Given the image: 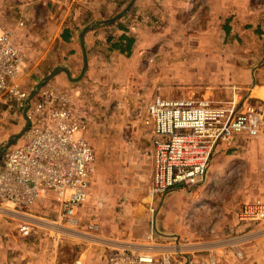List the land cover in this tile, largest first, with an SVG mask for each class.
I'll return each mask as SVG.
<instances>
[{
	"label": "crops",
	"instance_id": "crops-1",
	"mask_svg": "<svg viewBox=\"0 0 264 264\" xmlns=\"http://www.w3.org/2000/svg\"><path fill=\"white\" fill-rule=\"evenodd\" d=\"M131 1L0 0V19L11 29L24 51L20 76L23 74L27 81H23V86H33L51 73L48 87L61 92H66L68 84L85 86L89 85V79L99 80L102 87H113L118 94L115 108L119 110L125 107L120 93L131 94L133 71L140 78L139 67L131 62L144 61L147 57V47L141 49L142 44L155 46L154 51L162 47L159 59L164 62L184 58L172 54L167 46H195L194 55L186 53L185 59L198 61L199 50H203L199 46L206 44V58L211 63L208 76L214 77L216 66L213 64L219 57L228 64L224 63L219 73L225 79L227 99L224 103L246 96L247 102L264 107V0H134L120 19L104 22L110 19L108 16L124 11ZM187 22L191 24L189 28L203 29L206 37L196 34L195 38L184 40L160 32L157 38L158 30H182ZM87 26L90 29L83 38L81 33ZM149 31V40L144 37L141 42L140 35ZM131 37L134 38L132 48L127 49L126 38ZM84 49L88 56L87 69L80 80L72 81L64 68L72 77H78L84 65ZM220 68L218 66L219 72ZM139 125L140 121L131 118V180L121 178L115 182L117 184L105 185L104 168L96 165L89 197L79 210V227L67 233L34 228L29 234H23L20 223L16 222L17 228L4 233L6 236L0 233V264H111L110 257L117 247L130 245L149 249L146 236L151 230H154L160 253L176 250L178 239L180 245L186 246L184 250H194L199 258L201 255L207 261L214 257L217 264H264L263 243L260 240L245 243L246 233L234 235L232 239L224 232H209L204 236L194 230L190 232L183 222L185 206L192 203H182L176 198L175 204L167 198L171 192L189 191L181 186L156 199V203L163 206L160 212L158 206L153 224L149 195L154 171L153 157L149 154L153 134L146 154L135 144L140 129L146 131ZM252 149L261 168L259 189L264 192V128L257 137H238L234 147L222 152L247 157ZM96 154L100 155L99 149ZM225 168L224 174L241 170L236 165ZM256 196V192L249 193V200L257 199ZM53 206L57 208L56 203ZM167 213L172 216L165 217ZM238 251L242 252L241 257L236 255Z\"/></svg>",
	"mask_w": 264,
	"mask_h": 264
},
{
	"label": "built area",
	"instance_id": "built-area-1",
	"mask_svg": "<svg viewBox=\"0 0 264 264\" xmlns=\"http://www.w3.org/2000/svg\"><path fill=\"white\" fill-rule=\"evenodd\" d=\"M23 61L22 46L0 19V103L26 106L29 92L19 83ZM61 94L52 87L42 89L35 110L29 111L31 124L19 139L22 141L6 148L0 161V217L20 223L23 234L44 227V220L27 209L47 196L57 205L53 230L70 231L71 226L78 225L79 210L89 197L97 170L95 149L84 135L83 117L62 110L69 99ZM247 101L246 96L227 103L207 96L152 97L147 115L153 133L149 151L154 163L149 190L153 224L157 198L178 186L190 190L200 185L216 153L234 147L238 137L254 138L263 131L264 107ZM6 143L0 145V151ZM237 220L236 235L246 233L245 243L260 240L264 247V202L244 203ZM146 241L150 243L146 250L130 245L115 248L110 263L217 264L214 257L207 261L194 250H184L186 246L178 239L176 250L160 253L154 230ZM236 255L241 257L242 252Z\"/></svg>",
	"mask_w": 264,
	"mask_h": 264
},
{
	"label": "rangeland",
	"instance_id": "rangeland-1",
	"mask_svg": "<svg viewBox=\"0 0 264 264\" xmlns=\"http://www.w3.org/2000/svg\"><path fill=\"white\" fill-rule=\"evenodd\" d=\"M114 16L116 14L110 15L108 18L111 19ZM183 25L182 30H158L156 32L157 38H159L160 32L168 33L173 38L182 37L184 40L195 38L196 34L206 37V32L203 29L196 30L189 28L191 24L189 23L188 25V22ZM150 36V31L145 32L142 36L140 35V39L145 37V40H149ZM140 47L141 49L147 47V54L145 53L147 57L144 58V61L131 62L133 66L139 67L137 71L140 74V78L139 76H135V72L132 69L131 94L127 92L124 94L120 93V99L125 104V107L119 110L116 109L115 105H117L119 99L118 94L115 93L113 87L112 89L111 87L104 88L99 84V80L95 79H89V85L85 86H82V84L76 86L68 84L66 92H61L62 96L71 100L70 104L67 101L66 107L62 106V110L65 108V110L72 112L77 118L83 117L85 137L93 145L96 153L97 149L100 150V155L96 154V165L103 166L104 168L105 185L119 182L121 178L131 180V118L135 117V120L140 121V128H143V126L146 128V131L140 129L139 134H136L137 136L139 135V140H136L135 144L139 150H143L148 154L153 133L152 126L148 122L147 107L148 102L153 96L163 94L166 96H207L217 101L227 99L226 90L224 91L225 79L219 76V73L223 71L225 61L219 57L213 64L216 66L214 77L212 75L208 76V64L211 63L206 58L208 48L206 44L199 46L203 50H199V58H201L198 61L185 59L186 53L194 55L193 53L195 52L192 51L196 50L197 47L195 46L165 47L172 54L183 55L184 57L183 61L169 60L166 62L159 59V52L162 50V47L158 46L157 51H154L155 46H144L142 44ZM176 50L177 52H175ZM237 50L236 52H238ZM225 65L227 66L228 64L225 63ZM218 66L221 67L220 72L218 71ZM212 67L210 65V68ZM46 76L41 77L33 86L30 84L27 87L25 84L23 86V81L25 82L26 79L21 74L19 83L30 95V92L35 88L37 83L42 81ZM51 80L50 78L46 81L43 87L37 91L32 100L34 103H31L27 112L28 117L29 111L36 108V98L39 97L42 89L47 87ZM137 93L138 95H136ZM132 103L133 108H131ZM24 109L25 107L18 108L13 104L5 105L0 103V145L2 143L5 144L8 139L18 134L28 125L24 116ZM21 141L22 139L19 140V143ZM16 145H18V142L11 145V147ZM234 154L237 153L228 154L222 151L216 153L208 176L203 183L189 191L183 190V192L176 194H172L171 192L167 196L175 204L176 198H180L182 203H192L193 207L185 206L184 213L186 214L184 215L183 222L190 232L194 230L200 235L203 234V236L209 232H224L226 234L229 233L230 236L236 235L237 213L242 205L258 200L264 202L262 198L263 191L259 189V183L261 182L259 178H261V175L258 172H261V168L258 166L259 161L256 158L255 150L252 149L249 153L250 155L247 157H244V155L234 157ZM231 165H236L241 170L234 174H224L225 167L228 168ZM130 184L131 182L128 183V185ZM254 192L258 195L256 196L257 199L249 200V193ZM53 204L55 205L53 198L47 196L39 199L36 204L27 209L33 216L44 220V227L38 229L50 230L47 228L51 227V230H53V221H56L58 216L57 208ZM162 206L163 204L160 205L159 212ZM171 213L173 214V212ZM171 213H167L165 217L170 218L172 216ZM16 222L9 218L0 217V233L5 235L4 233H8L10 229H15ZM80 223L79 216L78 225L71 226L70 231L61 230V232H73L79 227ZM8 237H10V234Z\"/></svg>",
	"mask_w": 264,
	"mask_h": 264
},
{
	"label": "water",
	"instance_id": "water-1",
	"mask_svg": "<svg viewBox=\"0 0 264 264\" xmlns=\"http://www.w3.org/2000/svg\"><path fill=\"white\" fill-rule=\"evenodd\" d=\"M133 2L134 0H132L129 5L126 7V9L120 13H118L116 16L112 17L111 19H108V20H104L105 23H109V22H114L118 19H120L130 8L131 6L133 5ZM90 29V26H87L81 33V36L84 38L85 34L87 33V31ZM83 47L85 46L84 43L82 44ZM83 55H84V65H83V68H82V71L80 73V75L78 77H72L71 76V73L70 71L67 69V68H64V70L67 72V74L69 75V78L72 80V81H78L82 78V76L84 75L86 69H87V66H88V56H87V51L86 49H84L83 51ZM53 73L47 75L42 81H40L39 83H37V85L35 86L34 89H32V91L30 92V95L27 99V104L25 106V109H24V116L28 122V125H26V127L20 131L18 134L14 135L13 137H11L10 139H8L6 145L4 146V148L0 151V161L2 159V155H3V152L6 148H8L10 145L14 144L15 141L19 140L23 135L24 133L28 130L29 128V125H30V119L28 117V110H29V107L31 105V102L33 100V98L35 97L37 91L39 89H41V87H43L44 83L46 81H48L51 76H52Z\"/></svg>",
	"mask_w": 264,
	"mask_h": 264
},
{
	"label": "trees",
	"instance_id": "trees-1",
	"mask_svg": "<svg viewBox=\"0 0 264 264\" xmlns=\"http://www.w3.org/2000/svg\"><path fill=\"white\" fill-rule=\"evenodd\" d=\"M223 37H224V32H223ZM126 40H127V49H129L130 47L132 48V45H133V42H134V38L133 37H131V39L130 38H126ZM223 40H224V38H223Z\"/></svg>",
	"mask_w": 264,
	"mask_h": 264
}]
</instances>
